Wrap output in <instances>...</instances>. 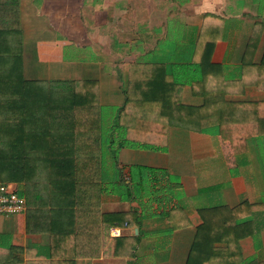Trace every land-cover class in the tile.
Returning a JSON list of instances; mask_svg holds the SVG:
<instances>
[{"label":"crops","instance_id":"1","mask_svg":"<svg viewBox=\"0 0 264 264\" xmlns=\"http://www.w3.org/2000/svg\"><path fill=\"white\" fill-rule=\"evenodd\" d=\"M19 11L25 77L92 82L101 109L116 107V115L132 87L134 98L143 89L156 96L157 83L169 88L171 77L181 103L201 105L191 82L200 76L195 63L204 50L219 68L207 69L202 88L239 78L244 65L264 56V0H19ZM235 69L236 76L226 75ZM224 98L262 101L264 90L246 85ZM123 112L121 130L103 131V151L113 147L116 154L115 172L102 169L100 209L125 212L128 223L109 227L98 256L80 257L64 235L52 243L46 232L27 231L25 211L2 216L0 264H186L200 210L242 202L253 231L238 240L241 256L264 264V135L250 136L234 152L214 133L162 123L158 129H168L162 142L164 133L136 132L139 104Z\"/></svg>","mask_w":264,"mask_h":264},{"label":"trees","instance_id":"2","mask_svg":"<svg viewBox=\"0 0 264 264\" xmlns=\"http://www.w3.org/2000/svg\"><path fill=\"white\" fill-rule=\"evenodd\" d=\"M22 46L19 0H0V183H13L25 198L27 231L46 232L52 243L64 235L75 244L78 256H98L106 247L109 227L128 223V214L100 209L104 137L94 84L26 78ZM209 55L204 50L195 63L200 76L191 82L193 92L203 95L201 105L181 103L175 95L179 83L161 69L159 73L171 77L169 88L157 83L156 96L143 89L134 98L132 87L117 117L121 119L125 107L137 103L141 115L134 117L136 132L162 134L165 130L158 129L162 123L210 132L229 142L234 152L250 136L264 135V100L224 98L225 92L240 91L246 85L264 90V56L257 64L244 65L239 78L220 77L202 88L207 69L214 73L219 68ZM156 66H148L154 70L150 74L157 73ZM149 123H155V129ZM246 205L201 209L202 223L186 264H258L245 261L238 245L253 231L251 220L242 214ZM112 240L114 245L117 240Z\"/></svg>","mask_w":264,"mask_h":264},{"label":"rangeland","instance_id":"3","mask_svg":"<svg viewBox=\"0 0 264 264\" xmlns=\"http://www.w3.org/2000/svg\"><path fill=\"white\" fill-rule=\"evenodd\" d=\"M186 45L188 47L189 43L186 44ZM190 51H191V47H189L187 53L184 56H182V60L185 61L187 59L188 53L190 54ZM236 74H237L236 69L235 70H229V71L226 72V75L229 76V77L230 76L234 77V76H236ZM115 108L105 106L104 108L101 109V111H102V113H101L102 114V127H103V131L105 133L106 132L110 133L111 127H113V126H116L120 130L122 129V128H120V125L118 126V124H114L115 122L118 123V119H120L116 115V112H115L116 109ZM125 132L126 131H124L123 134H125ZM167 133H168V129H167V131L164 132L163 135H165V136H163V138H161L160 141L166 142ZM142 134L144 135L145 133H142ZM259 143H262V145L259 146V148L264 149V136H262L259 139ZM110 151L111 152H109L105 148L104 151H103V155H102V165H103L102 169L104 170L105 175H111V174H113L115 172V166H114L115 164H114L112 155L116 154V153L114 152V148L113 147L110 148ZM262 154H264V152ZM106 159H108V161H106Z\"/></svg>","mask_w":264,"mask_h":264},{"label":"built area","instance_id":"4","mask_svg":"<svg viewBox=\"0 0 264 264\" xmlns=\"http://www.w3.org/2000/svg\"><path fill=\"white\" fill-rule=\"evenodd\" d=\"M26 208L25 198L18 193L16 186L10 182L0 183V218L23 213ZM119 229H111V235L118 236Z\"/></svg>","mask_w":264,"mask_h":264}]
</instances>
